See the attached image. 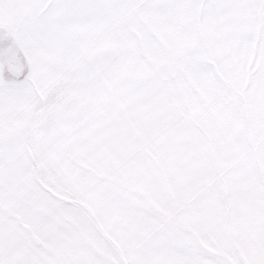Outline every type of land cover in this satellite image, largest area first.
<instances>
[{
	"label": "snow or ice",
	"instance_id": "6c2138e0",
	"mask_svg": "<svg viewBox=\"0 0 264 264\" xmlns=\"http://www.w3.org/2000/svg\"><path fill=\"white\" fill-rule=\"evenodd\" d=\"M0 264H264V0H0Z\"/></svg>",
	"mask_w": 264,
	"mask_h": 264
}]
</instances>
